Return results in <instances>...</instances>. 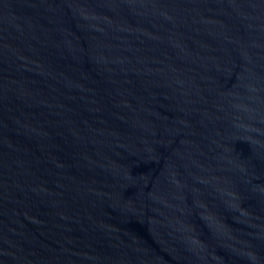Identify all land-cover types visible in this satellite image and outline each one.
Instances as JSON below:
<instances>
[{
    "label": "water",
    "instance_id": "water-1",
    "mask_svg": "<svg viewBox=\"0 0 264 264\" xmlns=\"http://www.w3.org/2000/svg\"><path fill=\"white\" fill-rule=\"evenodd\" d=\"M0 264H264V0H0Z\"/></svg>",
    "mask_w": 264,
    "mask_h": 264
}]
</instances>
